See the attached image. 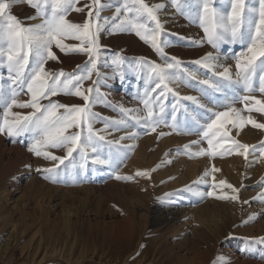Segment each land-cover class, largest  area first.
Segmentation results:
<instances>
[{"label": "rangeland", "instance_id": "rangeland-1", "mask_svg": "<svg viewBox=\"0 0 264 264\" xmlns=\"http://www.w3.org/2000/svg\"><path fill=\"white\" fill-rule=\"evenodd\" d=\"M148 2L165 4L159 13L164 27L161 41L166 42L164 52L169 58H178L182 69L187 70H177V79L169 83L172 91L162 98L164 113L154 108L156 115H163V121L156 132H146L145 126L134 117L146 115L144 93L156 81L151 65L145 61L161 65L165 61L133 30L115 29L121 20L131 17L127 14L115 18L123 0H102L99 75L94 72L91 80L83 81L82 89L98 81L95 85L98 92L91 94L92 111L99 117L93 128L105 136V141L100 142L101 158L111 153L114 163L92 164L95 154L89 148L86 162L77 151L59 165L56 174L38 172V168H50L54 162L28 151L26 145L32 140L31 134L16 137V142L0 134V264H264V243L259 242L264 238V156L260 155L264 130L251 124L242 129L226 124L232 140L256 146L255 151L249 149L247 159L235 150L225 151L232 147L230 140L222 141L224 148L218 149L215 157L190 155L184 147L194 140L201 143L191 145V152L208 147L207 141L196 134L211 115L208 109L224 111L231 105L240 109L241 115L264 123V113L255 110L259 107L255 100L264 101V92L259 90L260 74L253 77L251 92L235 82L236 57L246 52L248 41H225L213 48L206 42L194 11L185 8L182 13L171 0ZM187 2L194 4L195 0ZM84 3L85 0H80L79 6ZM246 3L259 8L258 0ZM216 6L230 10L227 0ZM13 12L23 20L35 9L19 2ZM253 15L258 21V12ZM67 18L82 23L86 11H70ZM242 30L247 33L246 24ZM201 40L204 42L194 43ZM65 43L80 42L68 39ZM55 51L59 61L46 65L54 71L71 73L78 65L83 67L88 59L84 53ZM207 53L217 58V64L232 70V82L195 63ZM117 57L121 58L119 64L113 63ZM188 72L195 73L197 79L192 80ZM203 79L220 81L221 91L205 89L199 83ZM0 84L5 92L12 87L6 65H0ZM159 91L149 92V97H155ZM185 96H196L205 107L182 99ZM244 96L255 98L247 102L253 108L251 113L242 101ZM18 99H29L26 90L20 91ZM52 99L66 104L82 103L81 98L63 93ZM173 105L177 106L175 111ZM121 109L133 111L126 114ZM31 111L11 109L22 115ZM2 120L0 107V123ZM121 120L125 123L113 124ZM106 122L110 126L105 132ZM173 123L175 128L171 126ZM161 132L165 135H159ZM129 134L135 135L119 145L107 143ZM83 135H87L86 129ZM16 148L31 155L30 158H18L13 152ZM49 150L57 156L65 155L63 148ZM73 163H85L87 171L74 168ZM213 166L219 171L213 172ZM140 171L149 175H136ZM93 174L96 184L89 181ZM116 174L131 179H114ZM49 175L51 179L45 178ZM139 180H146V185ZM227 184L238 191L233 192ZM208 192L213 195H207ZM224 196L229 198H219ZM232 196L237 199H231ZM161 212L173 214L172 219L156 223H161ZM13 228L15 236L11 239Z\"/></svg>", "mask_w": 264, "mask_h": 264}, {"label": "snow or ice", "instance_id": "snow-or-ice-1", "mask_svg": "<svg viewBox=\"0 0 264 264\" xmlns=\"http://www.w3.org/2000/svg\"><path fill=\"white\" fill-rule=\"evenodd\" d=\"M19 2H26L35 12L25 19L18 18L14 14L13 8ZM221 0H195V3H188L187 0H171L177 10L183 13L187 8L194 11L199 19L200 26L205 33L206 42L217 48L221 42H244L248 41L246 52H242L236 57L235 62V82L243 84L246 91L251 92L253 77L260 74V91L264 92V0H258L259 8H255L246 3V0H227L230 10L223 11L217 7ZM80 0H0V65H6L9 73L12 87L7 92L3 84H0V107L3 108V120L0 123V134H5L13 138L21 137L25 134H31L32 140L28 143L27 149L37 157H44L53 161L50 168H38V172L56 174L59 165L64 164L65 160L73 157V153L79 151L83 161L89 159L88 149L95 155L91 158L92 164L109 165L114 163L111 153L107 158H101L100 142L105 141V136L100 135L98 130L93 128L94 122L99 119L98 114L92 111L94 97L91 94L98 88L95 85L98 81H93L92 86L82 89V82L91 80L92 75L97 71V62L100 58V44L98 33L101 30L99 24L100 13L104 7L102 0H85L83 6ZM165 4H150L148 0H123L120 7L116 9L115 18L119 19L121 15L131 14V17L121 20L115 25L116 30H133L145 43L151 47L165 61L161 64L151 65V70L156 75L155 86L146 88L143 104L146 109L145 116L134 117L138 123L145 126V131L156 132L157 127L163 121V115H156L154 108H159V113L163 114L165 109L162 98L166 92H171L169 83L177 79V70L182 69L181 61L176 57H167L164 52L166 42L161 41V33L164 31L163 24L159 19V13L163 10ZM70 11L85 12L86 18L82 23H73L67 16ZM258 12V21L253 13ZM95 20V22H94ZM27 21H38L37 23H27ZM247 25V33L242 28ZM127 25L128 27H125ZM150 25H152L150 27ZM72 39L79 41L78 45H69L65 40ZM204 41H194V43H203ZM55 49L64 53H84L88 56L83 67L77 66V70L66 73L62 69L54 71L46 65L49 61H59ZM120 57H117L113 63L119 64ZM216 57L212 53L205 56L195 63L212 71L214 76H218L225 81H233L232 70L227 66H221L216 63ZM257 61H259L257 63ZM90 66V67H89ZM222 67V70H219ZM192 80H196L195 73L188 72ZM199 83L205 86V89L221 91L220 81L213 79H203ZM19 89V91H18ZM159 93L155 97H149V92ZM26 90L29 99L20 101L18 96L20 91ZM72 95L79 97L82 103L66 104L53 100V97L60 95ZM178 95V93H176ZM182 99L192 101L201 108L205 107L200 103L196 96H185ZM254 97L244 96L247 111L251 113L252 107L247 106V102L254 100ZM46 101V103H45ZM258 105L255 110L264 113V101L255 100ZM30 108L32 111L26 115L13 113L11 109ZM173 111L176 105H173ZM63 110V111H61ZM126 114H131L133 110L121 109ZM203 125L197 130V135L202 140L207 141L208 147L200 148L196 152H191V145L201 143L200 140L190 142L185 145L190 155L215 157L218 149L224 148L222 141L230 140L231 148L225 151L231 153L236 151L237 155L245 156L249 149L256 150V146L241 143L238 140H232L229 136L226 124L237 129H242L246 124L252 127L264 130V123H258L252 116L245 117L241 115L240 109L228 105L224 111L212 112ZM12 117V119H9ZM175 121L176 117L172 116ZM166 123V121H164ZM125 121H114L113 124H124ZM110 125L106 122L103 131H107ZM176 127L175 123L171 125ZM87 135H83L84 131ZM178 130V129H177ZM135 134L121 136L119 140L107 141L109 144L119 145L120 141L133 138ZM159 135H165L161 132ZM22 142V141H21ZM65 149L64 156H57L49 149ZM119 151V148H117ZM221 155L224 153L221 152ZM260 155L264 156V141L260 143ZM73 167L85 169L86 164L80 163ZM213 172L219 169L213 166ZM136 175L148 176L147 171L137 172ZM209 175V173H205ZM45 178L51 179L52 176ZM115 179H131V177H122L118 174ZM223 185L224 181H220ZM233 192L238 191L232 185L227 184ZM207 195L212 196V192ZM228 199L229 197H219ZM231 199L236 200V196ZM264 243V238L259 240Z\"/></svg>", "mask_w": 264, "mask_h": 264}, {"label": "bare ground", "instance_id": "bare-ground-1", "mask_svg": "<svg viewBox=\"0 0 264 264\" xmlns=\"http://www.w3.org/2000/svg\"><path fill=\"white\" fill-rule=\"evenodd\" d=\"M13 152H14L15 154L18 155V158H25V160H28V159L30 158V156H31V155H28V154L24 153L20 148H16V149H14ZM36 162H37V164H40V160H39V159H37ZM10 163L12 164L13 161H11ZM84 171H85V172L87 171V168H86V167H85ZM85 176H86V175H83V179L86 178ZM95 177H96L95 174H93V178H92L91 180H89L92 184H96ZM108 178H111V179H112V177H109V176H108ZM114 179H115V178H114ZM86 180H87V178H86ZM139 181H140V184H141V185H146V184H145V181H146V180H139ZM87 183H88V182H87ZM129 183H130V182H129ZM131 185H133V184L131 183ZM131 185H129V187H130ZM159 214H161L162 219H161V221H160L161 223L156 222V223H158V224H163V223H166V222L170 221V220L172 219V216H173V214H170V213H168V214H164V212H161V213H159ZM126 215H127V216L130 215V212H127ZM14 236H15V228H13V231H12V234H11V239L14 238Z\"/></svg>", "mask_w": 264, "mask_h": 264}]
</instances>
